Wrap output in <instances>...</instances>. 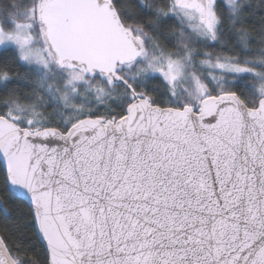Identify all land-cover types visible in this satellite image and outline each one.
Returning a JSON list of instances; mask_svg holds the SVG:
<instances>
[{
	"label": "snow or ice",
	"instance_id": "6c2138e0",
	"mask_svg": "<svg viewBox=\"0 0 264 264\" xmlns=\"http://www.w3.org/2000/svg\"><path fill=\"white\" fill-rule=\"evenodd\" d=\"M0 264H264V0H0Z\"/></svg>",
	"mask_w": 264,
	"mask_h": 264
}]
</instances>
